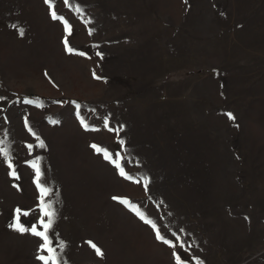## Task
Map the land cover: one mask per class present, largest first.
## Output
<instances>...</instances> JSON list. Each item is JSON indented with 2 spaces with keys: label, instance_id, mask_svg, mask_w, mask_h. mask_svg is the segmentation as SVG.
I'll use <instances>...</instances> for the list:
<instances>
[{
  "label": "rangeland",
  "instance_id": "1",
  "mask_svg": "<svg viewBox=\"0 0 264 264\" xmlns=\"http://www.w3.org/2000/svg\"><path fill=\"white\" fill-rule=\"evenodd\" d=\"M0 150V264H264V0H0Z\"/></svg>",
  "mask_w": 264,
  "mask_h": 264
},
{
  "label": "snow or ice",
  "instance_id": "2",
  "mask_svg": "<svg viewBox=\"0 0 264 264\" xmlns=\"http://www.w3.org/2000/svg\"><path fill=\"white\" fill-rule=\"evenodd\" d=\"M46 2H48V3L50 4V6L52 5V0H46ZM52 15H53V18H54V19L58 18L57 15H56V12H55L54 10H53V12H52ZM65 23L67 24L66 21H65ZM68 30L70 31V26H68ZM20 34L23 35V29H20ZM65 43H67V41H65ZM68 50H69V51H72L71 48H69ZM97 78H99V77H97ZM228 115H229V118H230V119H235V117H233V116L231 115V113H229ZM82 123H84V122L82 121ZM84 126H85V127H88L86 124H85ZM119 130H120V129H114V131H117V132H118ZM121 143H123V142L121 141ZM93 147H97V146L94 145ZM97 150H98V151H103V152H104L105 159L110 160V161H111V162H112V163H113V164L119 169V171H120V175L125 176V178H127V179H131V177L128 176L127 173L124 171V169H123L122 165L120 164V162H119L118 160H115V159L112 158V154H111V153L107 152V150L100 149V148H98V147H97ZM0 151H2V150H0ZM4 155L7 156L8 154L5 152ZM9 166L11 167V163H10V162H9ZM33 167H37V166L34 164ZM37 174H38V177H39V169H38V168H37ZM12 175H15V171L12 172ZM145 187H147V184H145ZM122 202H123V203H126V204H130L129 201H122ZM133 210L136 211L137 214L141 216V219H145V217L143 216V214L140 213L139 210H138L137 208H133ZM17 211H18V215H19V210H17ZM45 215L50 216V215H52V213L46 211V212H45ZM145 222L152 224L153 228L156 227V225H155L152 221H150V220H146ZM41 223L44 225V229H45L44 232H40V231H38L36 228H32L31 231L33 232V234L43 237V239H44L45 242H46L45 247L47 248V250H48L49 252H53L54 250L50 247V243H49V241H48V236H47V229L51 227V223H52V222H51V220H49L47 223H45L44 221H41ZM17 227H18L19 231H21V232L28 231V229H25V228H23L22 226H19V224H17ZM157 238H158V239H161V240H164V237H162V236L159 234V232L157 233ZM164 242H165V243H168V244H169L170 246H172V247H175V245L172 244L171 241L164 240ZM89 244H90L93 248L96 249V252H97L98 255H103V253L100 251L99 248L96 247L95 244H92V242H89ZM181 246H183V245H181ZM174 256L176 257L177 264H182L179 255L176 254V253H174ZM40 258H41L42 260H45V264H49L48 260H46L45 257L42 256V257H40ZM52 264H56L54 258H53V262H52ZM198 264H202V262H198Z\"/></svg>",
  "mask_w": 264,
  "mask_h": 264
}]
</instances>
